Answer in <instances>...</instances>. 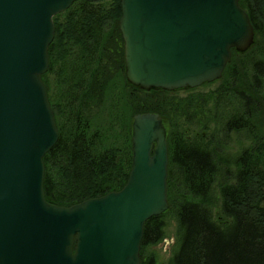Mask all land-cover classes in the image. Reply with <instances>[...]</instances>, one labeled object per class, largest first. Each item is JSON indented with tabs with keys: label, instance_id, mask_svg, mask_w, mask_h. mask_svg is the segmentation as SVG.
Listing matches in <instances>:
<instances>
[{
	"label": "water",
	"instance_id": "obj_1",
	"mask_svg": "<svg viewBox=\"0 0 264 264\" xmlns=\"http://www.w3.org/2000/svg\"><path fill=\"white\" fill-rule=\"evenodd\" d=\"M80 0H0V264H142L145 223L169 210L167 129L133 119V163L119 192L71 207L45 197V155L59 139L43 75L54 17ZM99 2L102 0H84ZM126 77L150 91L221 79L255 29L239 0H120Z\"/></svg>",
	"mask_w": 264,
	"mask_h": 264
},
{
	"label": "trees",
	"instance_id": "obj_2",
	"mask_svg": "<svg viewBox=\"0 0 264 264\" xmlns=\"http://www.w3.org/2000/svg\"><path fill=\"white\" fill-rule=\"evenodd\" d=\"M239 4L248 13L256 36L264 39V0H239ZM121 17L120 0H80L54 17L55 37L48 51L49 69L42 79L59 139L44 157L46 200L60 207H71L121 191L129 180L133 163L128 121L138 114L157 113L171 126L167 181L170 209L145 223L142 264H264V139L260 137V147L247 148L226 160L211 148V143L192 142L186 133L176 131L173 116L179 115L181 109L174 107L173 100L184 97L183 101L189 104L195 94L179 96L161 89L147 91L128 82ZM253 48L245 53L232 49L233 61L220 80H224L234 59L244 57L252 64ZM71 52L75 53L76 67L67 85L69 91L77 89L80 98L68 93L70 105L61 106L52 94L50 79L54 66ZM112 76L121 82L123 89L124 98L118 101L124 106L125 122H120L121 127L117 125L119 121L97 118L105 107V89ZM248 97L254 98L252 93ZM249 99L246 105L252 106ZM262 99L255 92L261 127L264 126ZM74 107H77L75 111ZM242 117V126L258 137L259 132L251 126L248 114ZM216 185L222 199L217 211L210 203ZM169 215L177 221L178 235L171 257L162 262L146 249L165 240Z\"/></svg>",
	"mask_w": 264,
	"mask_h": 264
},
{
	"label": "rangeland",
	"instance_id": "obj_3",
	"mask_svg": "<svg viewBox=\"0 0 264 264\" xmlns=\"http://www.w3.org/2000/svg\"><path fill=\"white\" fill-rule=\"evenodd\" d=\"M106 29L109 31L108 26ZM252 48L254 49L253 55H255L252 64L246 61L244 57L236 58L234 59V64L226 73L224 80L217 81L213 85L204 86L195 92L185 91L179 93V96H185L190 93L195 94L189 104L183 101L184 97H182L183 100L175 99L172 102L174 107L178 106L179 109H181L179 115L174 114L173 116V128L175 127L176 131H180L184 134L186 133L192 142L203 141V143L207 145L211 143V148L219 151V153L222 154L221 158L223 157L226 160L233 159L247 148L252 147L255 149L258 146L260 147L259 144L261 141L259 139L260 137L264 139V126L261 127L259 125L261 119L257 111L258 106L255 105V92H259L260 96L264 99V39H259L255 34V41L250 49ZM73 54L75 53L71 52V54L66 55L62 61L57 63L58 65L54 66L55 69L50 79L52 94L55 100L58 99L61 106L70 105L69 101L71 98L68 93L75 95L74 98L76 99L80 98L78 90L72 89V91H69L67 85L68 81L73 78L74 69L76 67ZM243 58L245 59L244 61ZM232 61L233 57L231 62ZM58 72H60V76ZM113 78L114 76H112L109 81L110 89L108 86L107 89H105V107L97 118L98 121H119L117 125L121 127L120 122H122V124L125 122L123 118L124 106H120L118 101L122 100L124 95L122 93L123 89L121 87V82L116 79L113 80ZM69 83H71V81H69ZM73 88H76L75 84H73ZM251 93L254 98L249 99L248 96ZM246 99H249L252 106L246 105ZM71 104H73V102H71ZM128 107L131 108L130 104ZM125 108H127V106H125ZM76 109L77 107H74L73 111ZM96 110L97 109H94V111ZM247 114L248 118H250L251 126H255V131L258 130L259 132L258 137L253 136L252 133L247 131L248 128H244L240 122L242 115L244 116ZM133 119L131 118L128 121L131 126V131L133 130ZM164 123L167 133H171L169 121L165 120ZM262 144L264 147V141ZM217 185L210 195V203L216 211L220 208L222 203L220 190L217 188ZM166 219L165 240L160 242L157 246H150L146 249L148 254L154 253L162 262L168 261L171 257L178 235V225L175 217L169 215Z\"/></svg>",
	"mask_w": 264,
	"mask_h": 264
},
{
	"label": "flooded vegetation",
	"instance_id": "obj_4",
	"mask_svg": "<svg viewBox=\"0 0 264 264\" xmlns=\"http://www.w3.org/2000/svg\"><path fill=\"white\" fill-rule=\"evenodd\" d=\"M215 83H213V84H215ZM213 84H210V85H213ZM181 92H185V90H177V91L174 92V94L181 93Z\"/></svg>",
	"mask_w": 264,
	"mask_h": 264
},
{
	"label": "bare ground",
	"instance_id": "obj_5",
	"mask_svg": "<svg viewBox=\"0 0 264 264\" xmlns=\"http://www.w3.org/2000/svg\"><path fill=\"white\" fill-rule=\"evenodd\" d=\"M53 109V108H52ZM54 112V111H53ZM169 202V201H168ZM169 208H170V204H169Z\"/></svg>",
	"mask_w": 264,
	"mask_h": 264
}]
</instances>
